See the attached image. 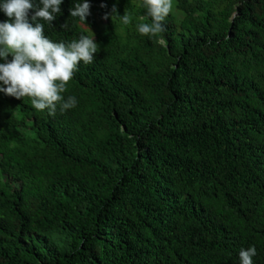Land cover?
Masks as SVG:
<instances>
[{
	"label": "trees",
	"instance_id": "trees-1",
	"mask_svg": "<svg viewBox=\"0 0 264 264\" xmlns=\"http://www.w3.org/2000/svg\"><path fill=\"white\" fill-rule=\"evenodd\" d=\"M72 4L45 35L98 30L76 107L0 93V264H264V0H178L153 37L142 0Z\"/></svg>",
	"mask_w": 264,
	"mask_h": 264
},
{
	"label": "clouds",
	"instance_id": "clouds-1",
	"mask_svg": "<svg viewBox=\"0 0 264 264\" xmlns=\"http://www.w3.org/2000/svg\"><path fill=\"white\" fill-rule=\"evenodd\" d=\"M63 3L64 0H0V13L7 17L0 21V93L16 99L27 97L35 110H47L49 114L57 108L65 112L76 107L74 95L64 96L68 82L78 66L91 64L98 52L94 33L88 26L91 35L81 33L67 42L45 35V24L52 25L62 13ZM90 6V0H73L70 17L86 25ZM142 6L151 23H139L136 30L142 36H156L172 10V0H142ZM114 15L124 25L131 23L127 10L120 15L114 6L112 19ZM104 18L108 19V14ZM256 255L254 245L241 248L238 264H254Z\"/></svg>",
	"mask_w": 264,
	"mask_h": 264
},
{
	"label": "rangeland",
	"instance_id": "rangeland-1",
	"mask_svg": "<svg viewBox=\"0 0 264 264\" xmlns=\"http://www.w3.org/2000/svg\"><path fill=\"white\" fill-rule=\"evenodd\" d=\"M172 3H173V7H172V10L170 12L171 15H173V17L175 18V21L177 23L180 22V20L182 19V17L184 16L183 12L177 7V3H178V0H172ZM91 31L93 33H96L98 30L95 29V28H90Z\"/></svg>",
	"mask_w": 264,
	"mask_h": 264
}]
</instances>
